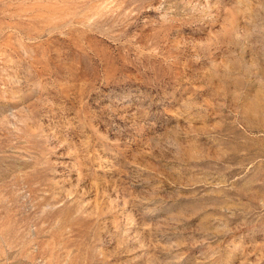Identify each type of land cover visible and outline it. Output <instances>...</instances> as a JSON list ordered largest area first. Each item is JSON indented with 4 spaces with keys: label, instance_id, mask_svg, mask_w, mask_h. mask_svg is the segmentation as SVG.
Listing matches in <instances>:
<instances>
[{
    "label": "rangeland",
    "instance_id": "374dc122",
    "mask_svg": "<svg viewBox=\"0 0 264 264\" xmlns=\"http://www.w3.org/2000/svg\"><path fill=\"white\" fill-rule=\"evenodd\" d=\"M0 264H264V0H0Z\"/></svg>",
    "mask_w": 264,
    "mask_h": 264
}]
</instances>
